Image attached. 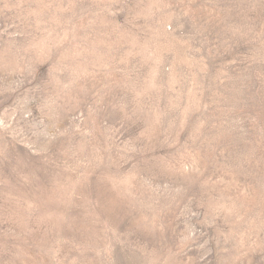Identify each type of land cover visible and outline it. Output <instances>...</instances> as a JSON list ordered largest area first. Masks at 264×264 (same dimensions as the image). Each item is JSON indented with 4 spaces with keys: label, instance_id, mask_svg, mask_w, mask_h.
<instances>
[{
    "label": "rangeland",
    "instance_id": "obj_1",
    "mask_svg": "<svg viewBox=\"0 0 264 264\" xmlns=\"http://www.w3.org/2000/svg\"><path fill=\"white\" fill-rule=\"evenodd\" d=\"M0 264H264V0H0Z\"/></svg>",
    "mask_w": 264,
    "mask_h": 264
}]
</instances>
